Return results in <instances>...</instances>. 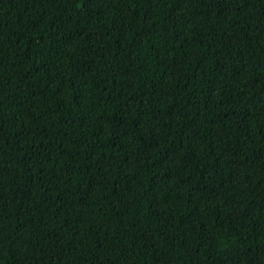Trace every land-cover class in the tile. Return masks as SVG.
<instances>
[{
  "label": "trees",
  "instance_id": "1",
  "mask_svg": "<svg viewBox=\"0 0 264 264\" xmlns=\"http://www.w3.org/2000/svg\"><path fill=\"white\" fill-rule=\"evenodd\" d=\"M0 264H264V0H0Z\"/></svg>",
  "mask_w": 264,
  "mask_h": 264
}]
</instances>
